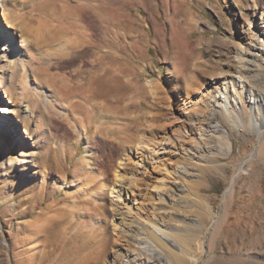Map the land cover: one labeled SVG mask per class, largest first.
I'll return each mask as SVG.
<instances>
[{"label": "rangeland", "instance_id": "1", "mask_svg": "<svg viewBox=\"0 0 264 264\" xmlns=\"http://www.w3.org/2000/svg\"><path fill=\"white\" fill-rule=\"evenodd\" d=\"M89 1L5 0L11 28L0 8L17 41L0 46V264H264V0ZM217 69L244 77L226 133L208 131L210 81L237 78ZM169 144L195 149L181 173L154 161ZM176 181L152 213L149 186Z\"/></svg>", "mask_w": 264, "mask_h": 264}, {"label": "bare ground", "instance_id": "2", "mask_svg": "<svg viewBox=\"0 0 264 264\" xmlns=\"http://www.w3.org/2000/svg\"><path fill=\"white\" fill-rule=\"evenodd\" d=\"M30 1V0H29ZM80 4H77V6L79 5V10H86L88 9V7L90 6H87L89 4H91V2L89 0H77ZM32 3V2H31ZM35 3V4H34ZM32 3V7L31 9H34L36 7H38V3L34 2ZM29 6V5H28ZM0 8H3L2 10V13H3V21L4 23H6V27H13V26H16L18 23L21 24V22L23 20H20V21H15V19L19 18L20 19L22 18L19 14H10L9 10H7V8H5V0H0ZM5 11V12H3ZM96 13V12H95ZM22 14V13H21ZM49 14V13H48ZM97 14V13H96ZM32 16V15H31ZM55 16V15H54ZM53 16V18H54ZM27 17V16H26ZM99 17V16H98ZM97 17V18H98ZM52 18V17H51ZM52 18V19H53ZM57 19V18H55ZM99 20H101L99 18ZM3 21L1 23L0 21V46L4 47V49L6 48V50H8V54H6V56L8 58H12L13 55H14V49H15V46L17 44V41L15 39V36L10 32L8 31L7 29H5L3 27ZM261 21L264 22V18L262 17L261 18ZM250 26V25H248ZM264 32V30L262 31ZM70 35V32H68L67 30H65V32H63L61 34V37L63 36V39H64V42L62 43V56L63 54L68 55L69 53V50H70V44H72V40L73 39H70L71 36ZM53 36V35H52ZM88 37V36H87ZM85 38V36H84ZM55 39H58V38H55ZM89 40V37L87 38ZM54 40V39H53ZM91 40V39H90ZM89 40V42H90ZM26 44H28V41L26 38H23L21 37V39L19 40V45L21 46H25ZM258 50V47L257 45H252V51H249L248 54L251 55V56H254L256 53V51ZM264 51V49H263ZM65 57V56H64ZM252 60V59H251ZM250 60V61H251ZM264 61V60H263ZM251 63V62H250ZM256 67V66H255ZM259 68V66H257ZM218 71V69H217ZM6 70L5 69H2V67L0 66V90H3L6 95L8 94V89L5 87V85L9 82L8 80L5 81V79L3 78L4 77V74H5ZM233 72V71H232ZM239 72V71H238ZM232 76V77H236L237 79H229V78H224L223 80L219 81L217 83V79L216 80H213V81H210V83H216V86H217V93L216 94H213L209 97L208 99V105L210 108H208L209 111H211L210 115L216 119V121H214L213 123H209L208 124V131H217V130H220L224 133L225 130L223 129V127H220L221 125L217 122V118L220 117L221 115L224 117V119L228 120V122H232L234 123L235 120H238L240 122V124L242 123V120H243V104H242V100L240 97L238 96H235L233 98H230V91H235L236 88H243V85H244V80L242 78L241 75H239V73L236 75L235 73H231V74H222L221 71H218L215 76L216 77H220V76ZM254 94V93H253ZM88 98V97H87ZM92 99H95L92 98ZM88 100V99H87ZM90 100V99H89ZM262 100L264 102V92H258V94L255 96H250L249 98V102L251 103V109L254 111H259L260 107H259V101ZM9 101V100H6V102ZM87 102V101H86ZM85 103V102H84ZM91 104V103H90ZM88 105V104H87ZM97 105V104H96ZM94 107V106H93ZM85 108V106H84ZM92 108V107H91ZM99 108V106H98ZM89 109V108H87ZM97 109V107H96ZM83 110V109H82ZM95 110V108H94ZM98 110V109H97ZM87 111V110H86ZM96 111V110H95ZM261 111V110H260ZM91 115V112H94V111H89ZM99 112V111H98ZM96 111V113H98ZM102 112H104L102 110ZM192 112V110L188 107L184 110V113H190ZM0 113H2V115L4 117H8L10 116L12 113H13V109L7 105H5V100H0ZM100 113V112H99ZM94 114V113H92ZM88 115V116H89ZM92 116V115H91ZM94 116V115H93ZM92 116V117H93ZM90 117V116H89ZM88 120H90L88 118ZM103 120V119H102ZM219 120V119H218ZM100 121V120H99ZM221 122V121H220ZM260 124H264V118H262L261 120H257L255 117L252 119V129H257L258 126ZM14 127H15V131L19 132L21 130V126H19V124L17 122H15L14 124ZM114 130V129H113ZM207 131V130H206ZM117 132H115V134H112L114 135L115 137L117 136L116 135ZM212 133V132H211ZM113 137V136H112ZM167 141V140H166ZM186 142V141H185ZM170 145V144H169ZM159 150V149H158ZM185 150L189 153V154H192L194 156L195 154V149H193L191 146L189 145H186V146H183L182 144L180 146H174V145H170V146H162L160 147V150H159V154L160 155H157V157H155V162H160L161 164H163V161H165L166 159H168L170 161V163H172L171 167H172V170L174 173H181L183 171L182 169V166L181 165L182 163L180 162L181 159H179V156L185 152ZM157 152V151H156ZM155 152V153H156ZM187 154V153H186ZM188 155V154H187ZM189 156V155H188ZM185 165V164H184ZM156 169V168H155ZM158 169V168H157ZM180 175V174H179ZM154 177V176H153ZM158 179L159 181H164V179L161 177L159 178H156ZM182 182H173L172 184H151V187L152 189H154V193L156 195V198H152L151 199V196H150V200H149V210L153 212H165L167 207H169L172 203L175 202V195H176V192H181L182 190L185 189L184 185L181 184ZM145 190V189H144ZM143 194V192H142ZM145 194V193H144ZM182 196V195H181ZM149 197V196H148ZM178 202V201H177ZM152 226V225H151ZM149 229V228H148ZM147 230V229H146ZM153 231H154V234H156L157 236H159L160 238L168 241L169 243H171L172 245H174V241H171L170 238H168L166 235H164V233H162L161 231H159L157 229V227H153ZM114 233V232H113ZM123 237V236H122ZM150 237V236H149ZM122 239V238H121ZM145 239V238H144ZM143 240V242H147L146 240ZM120 242V241H119ZM140 243V242H139ZM112 246H113V254H114V259L117 258V256L121 255V252H122V249L121 247H117V242L115 243V240L112 241ZM147 246H144L145 249ZM113 256V255H112ZM175 257V256H174ZM177 257V256H176ZM177 259V258H175ZM132 260V259H130ZM147 260V259H146ZM133 261V260H132Z\"/></svg>", "mask_w": 264, "mask_h": 264}]
</instances>
